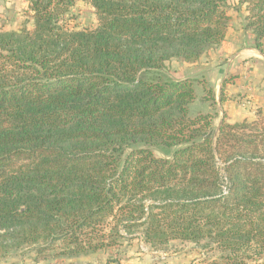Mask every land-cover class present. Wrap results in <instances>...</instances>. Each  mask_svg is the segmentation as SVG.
Returning a JSON list of instances; mask_svg holds the SVG:
<instances>
[{"label": "trees", "instance_id": "16d2710c", "mask_svg": "<svg viewBox=\"0 0 264 264\" xmlns=\"http://www.w3.org/2000/svg\"><path fill=\"white\" fill-rule=\"evenodd\" d=\"M83 1L93 30L68 27L73 0H30L33 30L0 31V263L139 228L153 247L205 240L209 264H264V110L215 127L212 89L165 65L221 46L229 0ZM238 4L264 55V0Z\"/></svg>", "mask_w": 264, "mask_h": 264}, {"label": "rangeland", "instance_id": "374dc122", "mask_svg": "<svg viewBox=\"0 0 264 264\" xmlns=\"http://www.w3.org/2000/svg\"><path fill=\"white\" fill-rule=\"evenodd\" d=\"M225 10L230 17V21L223 43L232 45V47L235 45L236 48L230 47L232 51H235L239 47L247 48L251 46L253 48L252 35L244 31L245 17L247 15L245 5H239L238 0H229ZM32 13L30 0H0V31H32L34 28ZM66 18L69 20L68 27L78 31L93 30L98 25L97 15L89 1L73 0V6L70 8ZM221 46L218 49L205 53L195 66L200 71L193 72L191 70L188 78L185 79L193 80L197 98L202 95L203 83H207L208 88L212 89L211 91L216 101L214 109L218 113V117L214 122L215 127L218 125L220 119L229 124L240 123L242 121L251 122L255 120L258 109L264 110V55L258 53L259 58L257 57L255 60L247 57L242 58L239 60L240 65L237 66V59L234 58L237 51L235 53L231 52V54L225 53L219 55L216 51ZM170 61L165 63V65L171 78L177 80L176 78L183 77L185 72L182 66L185 64L174 59ZM204 64L205 79L202 75H196L203 72L201 66ZM187 67H191V65ZM210 67L212 68L208 71ZM217 67H221L220 72H213ZM195 107H197V102L192 106V108ZM155 155L161 156L158 153H155ZM108 223H111V221L108 220ZM108 228V226L105 227V233H107ZM119 232L122 237L117 236L110 247H105V249L98 251L104 254L102 259L118 261L128 254L135 255L141 252L153 256L158 263H163L166 256L170 257L178 254L180 258H187L188 264H209L211 261H217L221 255L212 245H207L205 240L199 244L170 240L163 246L153 247L144 242L141 237V229L139 228L133 230V234L130 236L133 239L127 238L129 236L124 234L123 229L120 228ZM107 241L110 240L107 238ZM58 250L60 249L57 248L55 252H58ZM50 253H44L43 255L47 259L44 261L40 260L39 262H33V259L37 257L33 250L27 251L25 254L12 253L6 262H1L0 264H19L21 262L29 264H71L80 262L89 255H92H81L69 259L66 257L53 258Z\"/></svg>", "mask_w": 264, "mask_h": 264}, {"label": "crops", "instance_id": "0c3cea01", "mask_svg": "<svg viewBox=\"0 0 264 264\" xmlns=\"http://www.w3.org/2000/svg\"><path fill=\"white\" fill-rule=\"evenodd\" d=\"M230 47H232V45L223 43L221 48L219 50H217L216 52H217V54L222 55V54H225V53L226 54H231V52L235 53L237 51L236 55L234 57L235 59H237V61H236V65L237 66L240 65V61L239 60H241L242 58L247 57L249 59L252 58L253 60H255L257 57L259 58L258 52L254 48H252L251 46H249L247 48L239 47L240 49L237 48L235 51H232V49ZM233 47L236 48L235 45H233ZM187 66H190V65L185 64L184 66H182L185 74H184L183 77H179V79L176 78L177 80L188 78V75L191 73L190 72L191 70H193V72L194 71H197V72L200 71L199 68L195 67L196 64L191 65V67H187ZM192 66H194V67H192ZM211 68L212 67H210L208 69V71H210ZM220 68L221 67L215 68L213 70V72L214 71H216L217 73L220 72ZM201 70H203V72L198 73V74L194 73V74L202 75V76H204V79H205V73H206L205 72V64L201 66ZM216 72H215V74H216ZM221 120L222 119H220L219 123L221 122ZM214 125H215V123H214ZM103 255H104L103 253L97 252L95 254L89 255L87 258L81 260L80 262H75V263H71V264H188V262H189L187 258H185V257L180 258L178 254H174V255H172L170 257L166 256V258L163 261V263H158L157 261H155L156 259L153 256H150L149 254L148 255L147 254H143L141 252H138L135 255L128 254L127 256H125L121 260L119 259L118 261H111L109 259L107 261L105 259H102ZM12 264H15V263H12ZM19 264H29V263H27V262L22 263L21 262Z\"/></svg>", "mask_w": 264, "mask_h": 264}]
</instances>
